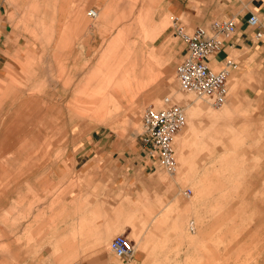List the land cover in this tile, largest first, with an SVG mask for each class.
Returning <instances> with one entry per match:
<instances>
[{"label":"rangeland","instance_id":"1","mask_svg":"<svg viewBox=\"0 0 264 264\" xmlns=\"http://www.w3.org/2000/svg\"><path fill=\"white\" fill-rule=\"evenodd\" d=\"M113 3L127 14L106 21L101 11L97 19L85 15L84 22H128L127 36L94 48L89 56L82 49L80 61L68 63L63 49L50 45L61 31L26 29L24 34L41 44L39 52L16 56V66L8 67L0 79V122L23 112L22 123L32 125L31 133L17 132L18 144L0 155V192L7 188L6 198L0 197V264H74L85 257L65 261L62 254H53L61 251L62 243H79L72 229L77 213L70 210L69 195L81 181L73 158L81 144L70 143L69 137L74 141L82 135H108L117 141L120 177L135 169L137 199L130 202L120 191L119 215L130 204L140 210L135 223L126 220L130 234L120 225L106 240L108 250L112 237L124 233L134 241V257L144 256L142 264H264V93L256 87L246 92L251 83L238 82L235 73L228 99L220 106L183 91L176 70L185 43L172 23L179 15L164 12L161 0ZM21 21L26 27L33 22L45 28L62 20L44 13L23 15ZM134 66L139 85L133 82L131 95L118 96L113 82L125 73L131 80ZM167 95L188 113V124L176 137L177 173L149 158L140 140L145 108L160 106ZM194 107L197 114L192 113ZM213 113L223 117L213 122ZM27 139L30 147L21 157L16 148ZM137 156L152 168L138 165ZM19 173L22 179L15 181ZM102 198V207L110 211V200Z\"/></svg>","mask_w":264,"mask_h":264},{"label":"crops","instance_id":"2","mask_svg":"<svg viewBox=\"0 0 264 264\" xmlns=\"http://www.w3.org/2000/svg\"><path fill=\"white\" fill-rule=\"evenodd\" d=\"M113 5V0H0V79L6 77L8 67L16 66V56L23 55L24 51L32 54L39 52L41 44L24 34L26 29L61 31L60 37L54 38L50 45L55 47V50L63 49V61L68 63L80 61L77 60V57L82 49L86 48L85 51L89 56L91 53L94 54L92 51L94 48L106 46L108 41L124 38L129 29L128 22H106L116 21V18L113 17L115 15L127 14V11L122 12ZM161 6L164 12L174 13L181 16L182 20L185 19L187 21L186 28L192 30L208 25L214 19L235 17L237 21L235 37L227 41L225 47L210 58V64L220 68L225 65L226 59L232 58L237 67L231 70L229 81L235 73V79H238V82L251 83L246 92H255L253 87H256L260 94L264 93V34L262 37H257L258 32L264 33V0H161ZM93 8L98 11V17L100 12L104 11L103 15H105L104 20L106 21L92 24L84 22L85 15L89 16L88 12ZM44 13L60 15L62 21L53 24L47 23L45 28H39L38 24L33 22H30V27L21 23L23 15ZM134 13L135 11L132 12V14ZM252 14H256L259 18L260 24L257 27L248 24V19ZM185 49L186 46L178 54L180 59H183ZM55 50L53 51L54 55ZM251 79L252 81H250ZM231 110V108L227 110L225 117H231ZM192 113L195 112L192 111ZM15 115L9 122H0V155L1 152L6 153L12 148L13 143L18 144L17 132L24 133V135L31 133L32 125L22 123L24 120L20 119V117H24L23 112L17 114L15 112ZM137 115L138 113L134 118ZM99 117L102 116L97 118L99 119ZM222 117L223 114L213 113L211 120L217 122ZM193 128L195 127L193 126L191 129ZM35 135L37 133H34L31 139L36 138ZM71 137H69L70 143L81 144L78 147V152L74 151L73 155V158L76 159L74 168L76 171L79 170L78 175L81 181L69 195L70 210L73 209V213L74 211L77 213L72 229L77 234L79 243L78 247L75 245L67 247V244L62 243L61 251H54L53 254H62L65 261H70L77 255L85 256L80 260L82 264H142L144 256L141 257L142 259L134 257L131 262H124L122 258H119L122 259L119 263L112 256L113 253L111 252V254L106 248V240L115 230L119 229L120 225L124 227L123 232L130 234L131 226L128 222L135 223L138 210H140H135L136 205L130 204L126 209L127 214L125 215L126 212L123 210L121 218L119 215L120 191L123 196L130 198V202H135L137 199V190L134 185L136 176L133 174L135 169L131 167L127 171L128 175L120 177L121 168L118 167L117 161L119 158L118 146L116 145L117 141L112 137L104 135L96 138L89 135L83 137L82 135V137L75 136L76 140L74 141L71 140ZM31 139H27L25 144L23 143L24 145H19L16 148L21 157L24 155L23 149L30 147L27 144L31 142ZM68 153L70 159V151ZM140 156H142L141 152ZM136 159H139L138 165H144L145 170L152 168L146 162L143 163L141 157L137 156ZM79 165L81 167H78ZM124 169L122 168L121 171L125 172L126 169ZM3 171L6 173L4 167ZM20 173L22 175V171ZM20 173L15 177V181L22 179V176L19 179ZM145 184L147 182L144 181V188ZM103 191H105V195H102ZM6 196L7 188L0 192V197L6 198ZM102 197L110 200V211L102 207V203H104ZM132 212L134 215L129 217ZM125 222L128 225H125Z\"/></svg>","mask_w":264,"mask_h":264},{"label":"built area","instance_id":"3","mask_svg":"<svg viewBox=\"0 0 264 264\" xmlns=\"http://www.w3.org/2000/svg\"><path fill=\"white\" fill-rule=\"evenodd\" d=\"M88 13L92 17L96 16L95 9ZM172 23L175 35L186 46L184 57L176 70L181 89L192 92L215 106L224 104L229 96L230 72L237 64L232 58H228L225 65L217 69L210 64V58L235 37L236 18L214 19L208 25L199 26L192 31L187 30L180 16H174ZM248 24L259 26L258 16L252 14ZM263 34L260 31L257 37H262ZM186 122L185 107L169 96L162 99L160 106L150 105L142 114L140 140L147 149L146 154L171 173L178 169L175 138ZM191 193L192 190L188 188L186 194ZM108 248L115 256L126 261L133 259L135 255L134 241L124 233L115 235L109 241Z\"/></svg>","mask_w":264,"mask_h":264},{"label":"bare ground","instance_id":"4","mask_svg":"<svg viewBox=\"0 0 264 264\" xmlns=\"http://www.w3.org/2000/svg\"><path fill=\"white\" fill-rule=\"evenodd\" d=\"M93 9H95V8H93ZM96 10V9H95ZM90 11V10H89ZM89 14V13H88ZM92 19H96L97 17H98V11L96 10V16H94V17H92L91 15H89ZM218 69V68H217ZM128 71H129V69H128ZM127 71V72H128ZM133 77H131V80H129L128 79V75H127V73H125V74H122V75H120V76H117V78H116V80L113 82V88H112V90L113 91H117L116 93H117V95L119 96V94L118 93H120V92H126L127 94H126V96H129V94L131 95V90H132V88L134 87V83L133 82H135V81H137V84L136 85H139V79L137 80L136 79V70H135V66L133 67ZM141 73V72H140ZM118 75V74H117ZM177 75V74H176ZM186 92V91H185ZM229 92H230V87H229ZM191 94H193L192 92H190ZM195 95V94H194ZM167 96H169V95H167ZM196 96V95H195ZM169 97H171V96H169ZM198 97V96H197ZM110 98H112V99H117V96H114V94H112V93H110ZM120 98V97H119ZM172 98V97H171ZM199 98H201V97H199ZM114 99V100H115ZM173 99V98H172ZM202 99H204V98H202ZM204 100H206V99H204ZM209 104H211L208 100H206ZM157 106H158V104H156ZM159 105H161V103H159ZM211 105H213V104H211ZM189 107H190V105H188ZM213 106H215V105H213ZM146 109V108H145ZM193 110H194V112L197 114V108L196 107H194L193 108ZM185 111H186V109H185ZM188 114V113H187ZM187 114H186V119H187ZM186 124H188V122H186ZM186 126V125H185ZM184 126V127H185ZM183 127V128H184ZM182 128V129H183ZM181 132V131H180ZM179 132L177 133V135H176V137L178 138V136H179ZM175 143H176V155H177V142H176V138H175ZM177 159H178V155H177ZM178 170V169H177ZM167 171V170H166ZM167 172H169V171H167ZM169 173H171V172H169ZM174 173H177V171L176 172H174ZM188 189V188H187ZM186 189V190H187ZM186 190H185V194H186ZM192 194V193H191ZM187 195V194H186ZM187 196H190V195H187ZM195 229H196V227H195V225L193 224V223H191L190 224V230L191 231H195ZM117 257V256H116ZM118 258H120V257H118Z\"/></svg>","mask_w":264,"mask_h":264}]
</instances>
